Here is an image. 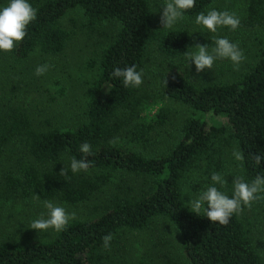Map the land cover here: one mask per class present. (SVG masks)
<instances>
[{"label": "trees", "instance_id": "obj_1", "mask_svg": "<svg viewBox=\"0 0 264 264\" xmlns=\"http://www.w3.org/2000/svg\"><path fill=\"white\" fill-rule=\"evenodd\" d=\"M215 1L196 0L184 15L195 17ZM31 4L37 18L25 39L9 52L14 60L34 51L47 56L63 53L73 35L63 18L74 8L82 11L92 29L107 22L117 27L100 54L89 61L93 75L76 123L40 130L21 107L0 111V156L17 142L28 156L2 188L0 200L20 193L71 206L91 205L88 216L71 220L65 230L46 239L0 243V264H104L111 248L149 230L159 217L178 231L188 264H264L247 216L255 212L264 229V199L243 206L227 225H214L203 213L193 214L184 196L185 186L200 190L195 176L210 183V174L217 171L226 175L228 184L221 190L230 195L231 166L237 177L248 181L264 175V161L261 167L252 162L253 154L264 153V41L254 59L231 80L198 84L181 69L167 68L160 93L188 114L175 141L155 150L152 145L166 124V111L159 108L148 118L146 95L139 88H124L110 73L114 67L132 64L144 69L150 44L167 57L183 56L191 44L188 32L162 29L150 0H32ZM257 26H264V0H248L238 29ZM210 115L222 120L210 123ZM84 142L92 146V155L86 157L90 167L74 174L69 162L82 158L79 145ZM234 149L243 151V161L233 158ZM137 179L146 187L134 184ZM108 185L111 189L105 192ZM108 234L112 240L105 248L103 237ZM137 264L151 263L139 259Z\"/></svg>", "mask_w": 264, "mask_h": 264}, {"label": "rangeland", "instance_id": "obj_2", "mask_svg": "<svg viewBox=\"0 0 264 264\" xmlns=\"http://www.w3.org/2000/svg\"><path fill=\"white\" fill-rule=\"evenodd\" d=\"M150 1L155 10L162 2V0ZM247 3L248 0H216L208 9L235 12L241 20L245 15ZM157 14L160 19V12L157 11ZM194 19L195 17L184 15L174 27L183 28L188 32L191 42L189 51L192 50L191 46L197 43L211 44L212 35L226 36L232 42L239 44L245 59L238 69L234 68L229 60H218L212 70L206 69L197 73L194 64L187 66L185 55L171 58L158 52L155 45L148 46L143 83L139 87L149 103L145 115L150 118L159 108H163L167 114L166 124L158 131L154 140L156 144L152 145L155 150L175 141L178 129L188 114L185 107L166 99L160 93L159 83L164 71L169 67H177L198 84L231 80L237 77L247 62L254 59L260 41H264V26L244 27L234 32L221 28L216 34H191L196 28ZM63 23L72 30L73 35L63 53L59 55L47 56L34 51L24 59L14 60L9 52L0 53V111L9 107H21L32 120L34 128L40 130L50 126L74 124L80 120L87 82L93 75L89 61L92 62L100 54L101 49L116 33L117 27L114 23L107 22L102 27L92 29L86 25L85 17L78 8L69 10L63 18ZM43 64H48L50 67L46 73L37 76L35 70L37 66ZM207 118L214 124L222 120L219 116L210 115ZM27 159L25 148L19 142L3 151L0 156V192L2 188H7L10 177L17 175ZM230 170L229 176L232 179L238 176L234 166H231ZM195 178L199 181L197 184L200 190L208 184L206 179L201 181L200 178L196 176ZM141 181L142 179H137L133 180V183L142 188L146 187ZM185 188H190L195 193L191 186ZM110 189L109 185L104 188L105 192ZM188 199L185 195V200ZM41 201L43 200L33 196L21 197L20 193L11 194L10 198L4 197L0 200V243H22L30 238L46 239L55 233L49 230L38 234L36 230L28 228L33 218L46 211ZM50 201L64 206L67 212L74 214V219L88 216L91 208V205L71 206L56 200ZM247 216L252 222L255 245L264 254V229L261 221L255 212L249 211ZM123 243L110 249L104 264H137L139 259L151 264H171L167 261L168 258L172 264H188L180 250L178 231L165 218L155 219L154 225L149 230L133 234Z\"/></svg>", "mask_w": 264, "mask_h": 264}, {"label": "clouds", "instance_id": "obj_3", "mask_svg": "<svg viewBox=\"0 0 264 264\" xmlns=\"http://www.w3.org/2000/svg\"><path fill=\"white\" fill-rule=\"evenodd\" d=\"M195 3L196 0H162L156 10L160 12L162 29H173ZM36 18L37 9L32 6L30 0L0 2V53L11 52L17 48L27 36L28 26ZM240 24V17L235 12L210 8L195 16L196 28L191 34H216L221 28L234 32ZM210 39L211 44L197 43L191 46L192 50L184 52L187 66L194 64L195 71L201 73L206 69L212 70L214 63L218 60H229L233 67L238 69L245 59L239 44L232 42L226 36L212 35ZM49 67L48 64L39 65L35 74L43 75ZM110 76L112 79H120L124 88H139L143 83L144 71L137 70V66L132 64L123 68L114 67ZM79 152L84 154L82 158L72 157L69 162V167L74 174L88 171L90 161L86 162V157L92 155V146L84 142L79 145ZM232 156L236 161H243L245 158L240 149H234ZM262 161H264V153L252 155L254 166L261 167ZM61 171L66 172V169L62 168ZM226 178L224 173L212 172L209 177L210 183L202 190L193 193L190 188H185L184 196L187 195L189 198L185 202L187 208L198 216L203 213L214 225L217 222L219 225H227L234 214L241 212L243 206H251L252 202L264 199V175H256L251 181L244 177H234L230 195L221 190L228 184ZM41 203L46 211L33 218L28 225V228L36 230L38 234L49 230L59 233L66 229L70 220L74 219V214L67 212L64 206L50 200H43ZM111 240V234L104 236L103 246L109 248Z\"/></svg>", "mask_w": 264, "mask_h": 264}]
</instances>
